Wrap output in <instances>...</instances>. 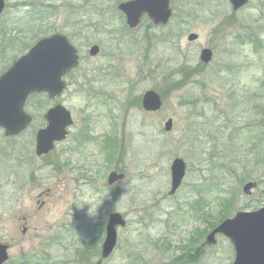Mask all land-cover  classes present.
I'll return each mask as SVG.
<instances>
[{"label": "rangeland", "instance_id": "rangeland-1", "mask_svg": "<svg viewBox=\"0 0 264 264\" xmlns=\"http://www.w3.org/2000/svg\"><path fill=\"white\" fill-rule=\"evenodd\" d=\"M118 1L5 0L0 31L11 32L0 37V75L34 44L33 31L65 35L80 55L60 97L28 101L33 122L23 134L7 139L0 130V243L10 246L7 264H232L233 247L221 236L210 247L202 246L206 234L188 243L224 200L233 199L229 218L264 207V0L237 13L226 0H173L165 28L143 20L135 30L115 11ZM191 33L194 42L187 41ZM93 45L100 47L97 57L88 55ZM202 49L212 51L208 65L199 62ZM189 72L186 84L171 87ZM149 90L162 98L156 113L140 106ZM55 105L71 113L72 127L64 142L37 157L35 132ZM107 135L113 143L104 142ZM175 158L187 170L169 196ZM112 171L124 178L108 187ZM249 181L256 188L244 195ZM111 213L127 225L102 262ZM195 246L201 255L188 257Z\"/></svg>", "mask_w": 264, "mask_h": 264}, {"label": "water", "instance_id": "water-1", "mask_svg": "<svg viewBox=\"0 0 264 264\" xmlns=\"http://www.w3.org/2000/svg\"><path fill=\"white\" fill-rule=\"evenodd\" d=\"M248 0H229L232 10L237 11ZM170 0H135L119 5L118 9L125 15L126 23L135 28L143 14L156 25H165L171 17ZM5 7L0 0V15ZM197 35L188 36L193 42ZM99 52L93 46L89 55L95 57ZM210 50H202L200 61L208 64L211 60ZM78 65L76 49L62 35H52L39 40L29 51L20 57L0 76V128L6 137H14L24 131L31 122V117L24 107L29 96L46 94L50 100L59 97L65 89L63 78ZM162 106L161 99L154 91H147L142 99V108L146 112H157ZM45 128L36 134V154H48L55 142L64 140L67 128L72 125L70 113L57 105L44 115ZM172 121L168 120L164 130L169 132ZM186 165L182 159L176 158L171 164V189L173 195L184 178ZM123 174L111 173L107 184L112 185L123 180ZM256 187L248 183L242 192L249 195ZM125 221L117 214L109 215L105 229V240L102 245L101 259L105 260L112 253L116 244V229L124 227ZM24 232V231H23ZM221 234L232 244L235 258L233 264H264V208L256 212H240L233 218L223 221L206 237L205 245L216 243L215 235ZM8 260V247L0 244V264Z\"/></svg>", "mask_w": 264, "mask_h": 264}, {"label": "trees", "instance_id": "trees-1", "mask_svg": "<svg viewBox=\"0 0 264 264\" xmlns=\"http://www.w3.org/2000/svg\"><path fill=\"white\" fill-rule=\"evenodd\" d=\"M24 6V4H21L20 6L18 5V9L19 8H21V7H23ZM194 8H195V6H194ZM188 15H190L189 13H188ZM34 35H35V40L36 39H39V37H41L40 35H38V32L36 31L35 33H34ZM4 36H5V32H4V30H1L0 31V37H3L4 38ZM191 75V72H189V73H186L185 74V79H182V81H180V82H174V83H171L170 82V85H171V87L172 88H174V87H178L179 85H182V84H186V82H187V78L189 77ZM166 80H170L169 78H171V77H169V76H166ZM258 140V139H257ZM257 140L255 141V142H257ZM256 148H257V146L256 145H254V143L253 144H250V151L252 152V151H254V150H256ZM249 151V152H250ZM240 160V162H238L239 163V165L241 164V162H243V161H247V159H246V157L245 156H243L241 159H239ZM225 165H222V167H224ZM239 180H243V178H239ZM232 204H233V199H230V200H224L223 202H222V204H221V202L219 203V207H220V211L217 213V217L214 219V220H212L210 223H209V221H207L206 219H205V227H204V229H203V231H201V232H198L197 234H196V237L194 238V237H192L191 239H190V241H189V243H188V245L190 246V245H192L193 246V243H196L197 241L199 242V240H201L202 239V237H203V234H207L210 230H212L215 226H217L220 222H222L223 220H225L226 218H228L229 217V212H230V210H231V208H232ZM206 218V217H205ZM187 245V246H188ZM200 248H202V247H194V249H189V253H187V256L188 257H190L192 254L193 255H196L195 256V258H197L199 255H201V249ZM200 249V250H199ZM83 256V255H82ZM82 256H80V258H82ZM195 258H191L190 260H192V259H195Z\"/></svg>", "mask_w": 264, "mask_h": 264}, {"label": "flooded vegetation", "instance_id": "flooded-vegetation-1", "mask_svg": "<svg viewBox=\"0 0 264 264\" xmlns=\"http://www.w3.org/2000/svg\"><path fill=\"white\" fill-rule=\"evenodd\" d=\"M130 1H132V0H123V1H118V3L116 4V12L118 13V14H120L123 18H124V15L122 14V13H120V11L118 10V7H119V5L120 4H122V3H126V2H130ZM173 1V0H172ZM228 3H229V0H226ZM250 1H252V0H250ZM249 1V2H250ZM248 2V3H249ZM229 5H230V3H229ZM246 7V6H245ZM230 8H231V11H232V7L230 6ZM243 9V8H242ZM241 10V9H240ZM239 10V11H240ZM238 11V12H239ZM233 12V11H232ZM234 13V12H233ZM235 13H237V12H235ZM85 14L86 13H84L83 12V14H80L79 15V17H81L80 18V21H81V19L85 16ZM124 20H125V18H124ZM143 20H146L148 23H149V26L151 27V28H155V29H157V28H165L166 26H155L149 19H148V17H147V15H144L143 16V18H142V20H141V24H142V22H143ZM140 24V25H141ZM137 29V28H136ZM131 30H135V29H131ZM106 101H108V102H110V103H112V100L111 99H107ZM104 105H105V103H104ZM111 105H113V104H111ZM84 135H86L85 133H84ZM107 137H109V136H107ZM67 139V138H66ZM83 139H85V140H87L88 138H86V137H84ZM78 140V139H77ZM67 166H69V164L67 163L66 164ZM31 181H32V183H33V179H34V177H33V175H31ZM107 181V180H106ZM106 185H107V182H106ZM108 186V185H107ZM109 187V186H108ZM43 205H41V207H42ZM20 221H22L23 222V228H22V230H21V236H25L26 234H27V227H26V225H27V218H25V217H22L21 219H20ZM24 231V232H23ZM80 257V256H79Z\"/></svg>", "mask_w": 264, "mask_h": 264}]
</instances>
